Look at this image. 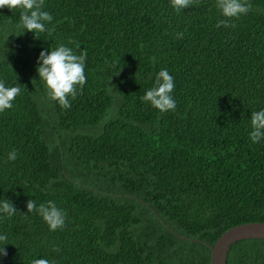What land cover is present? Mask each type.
<instances>
[{
  "label": "trees",
  "instance_id": "obj_1",
  "mask_svg": "<svg viewBox=\"0 0 264 264\" xmlns=\"http://www.w3.org/2000/svg\"><path fill=\"white\" fill-rule=\"evenodd\" d=\"M247 2L218 28L215 0L179 12L170 0H45L51 34L39 38L20 9L0 8V81L21 89L0 113V201L17 209L0 214V264H209L223 231L264 221V138H249L264 109V0ZM60 44L87 51L68 109L37 72ZM162 69L176 101L163 113L140 99ZM30 199L54 201L64 228L27 212ZM225 264H264V238L234 244Z\"/></svg>",
  "mask_w": 264,
  "mask_h": 264
},
{
  "label": "clouds",
  "instance_id": "obj_2",
  "mask_svg": "<svg viewBox=\"0 0 264 264\" xmlns=\"http://www.w3.org/2000/svg\"><path fill=\"white\" fill-rule=\"evenodd\" d=\"M171 6L179 12L182 9L189 8L194 4H198L199 0H170ZM45 0H0V8L7 7L9 10L20 9V25L27 31L33 32L37 38L40 33L51 30L46 27L53 20V16L42 10ZM215 6L225 19L217 22L216 27H231L236 25L232 23L233 19H238L242 15H246L251 8L247 0H215ZM183 33H177V38H182ZM74 43L69 41V44ZM79 48V44H76ZM87 51L84 50L80 54H76L73 48L64 44H60L56 48L41 51L37 60V72L40 80L47 87L48 97L56 101L63 109L71 107L69 97L75 99L82 91L86 84L87 77L85 75V61ZM175 89L174 77L169 74L167 69H162L156 74L155 83L152 88L147 90L141 101L150 104L153 108L161 113L174 111L176 101L172 96ZM21 89L19 86L6 87L3 81H0V113L6 109L13 107V101L19 95ZM252 131L249 138L253 143H258L264 138V109L251 113ZM9 160L17 159L15 150L8 154ZM27 212L39 214L43 221L48 225L50 231L63 229L66 221V213L59 208L57 204L49 200L41 203L38 207L34 200L27 201ZM17 213V209L8 199L0 201V214L9 218ZM8 237L0 235V257L7 256L4 245H7ZM54 251H59L54 248ZM31 264H50L47 259H34Z\"/></svg>",
  "mask_w": 264,
  "mask_h": 264
},
{
  "label": "water",
  "instance_id": "obj_3",
  "mask_svg": "<svg viewBox=\"0 0 264 264\" xmlns=\"http://www.w3.org/2000/svg\"><path fill=\"white\" fill-rule=\"evenodd\" d=\"M244 238H264V221L244 222L223 231L214 243L209 245V264H225L229 248Z\"/></svg>",
  "mask_w": 264,
  "mask_h": 264
}]
</instances>
